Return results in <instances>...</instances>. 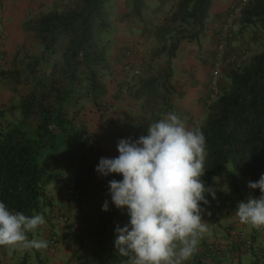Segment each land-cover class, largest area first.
Instances as JSON below:
<instances>
[{
    "label": "trees",
    "instance_id": "obj_1",
    "mask_svg": "<svg viewBox=\"0 0 264 264\" xmlns=\"http://www.w3.org/2000/svg\"><path fill=\"white\" fill-rule=\"evenodd\" d=\"M53 1L55 5L34 24H23V29L36 37L37 46H18L11 67L0 70L2 84L9 85L12 93L21 87L22 99L19 117L0 123V201L25 215L43 213L48 184L57 179L50 165L43 163L45 153L57 156L64 152L68 167L87 159L94 161L88 171L77 173L66 189L68 203L82 200L85 179L94 175L98 163L99 148L80 120L85 108L79 103L88 102L101 114L109 115L110 111L103 82L111 71L104 40L111 31L106 11L110 0H75L63 9ZM171 1L166 17L152 29L143 15L147 0L126 1L127 12L121 16L122 22L140 24L141 35L153 38L156 44L144 61L143 75L131 86L130 82L124 84L130 97L141 101L129 130L133 140L146 135L147 126L171 110V61L181 42L200 43L206 38L211 0ZM164 4L165 0H159L152 12L157 13ZM220 18L216 14L213 21ZM238 23L234 36L250 28L249 42L257 45L258 51L247 60L241 59L250 47L244 42L238 62L224 70L218 94L209 104L207 90L202 104L204 118L193 126H199L206 137V170L201 177L206 186L228 163L235 173L249 176L252 182L259 179L264 167V0H251ZM211 56L212 63L214 49ZM10 109L7 112L15 110ZM97 176L101 203L107 200L115 221L121 219L124 209L111 203L107 186L110 180L122 177Z\"/></svg>",
    "mask_w": 264,
    "mask_h": 264
},
{
    "label": "crops",
    "instance_id": "obj_2",
    "mask_svg": "<svg viewBox=\"0 0 264 264\" xmlns=\"http://www.w3.org/2000/svg\"><path fill=\"white\" fill-rule=\"evenodd\" d=\"M48 1L51 2V0ZM235 2L236 0H211L206 38L200 43L181 42L175 58L171 61L170 85L172 86V95L170 96V111L176 112L188 128L201 124L204 118L205 108L202 104L207 95L211 54L215 46L217 30L221 19ZM42 3V0H0V52L6 53L3 58L4 61L13 57L16 46L19 44L21 46L24 43L26 33L23 24L27 19L26 17L34 10L43 9ZM156 5V2H152L148 9L152 11ZM171 5V0H165L163 7L157 13H152V18H147V23L152 24V28L157 26L166 17ZM216 14H220L221 18L218 21H213V16ZM111 27L113 34H117L118 30L127 33L128 29H122L121 25L119 28L115 27L117 30L113 25ZM238 28L236 24L235 32ZM124 32L119 33V36H123ZM240 36L242 35L235 34L230 46L232 50L240 51L242 46L239 45L238 38ZM113 40L115 41V39H112V43H114ZM210 42H213V45H210ZM153 45L150 51L156 47L155 42ZM2 57L3 55L0 56V58ZM132 62L135 68H140L142 71L139 56ZM141 74L143 75L142 72L139 75ZM135 82L130 83L129 86ZM111 83L110 86H106L107 95L110 96V100L106 98V102L110 110L113 107L112 112L117 114L116 117L119 119L129 111H132L134 115L126 131H111V128H106L108 126L106 120L104 122L106 132L104 134L100 132L101 134L97 136L95 132H91L96 140L101 142L108 140L111 146L103 151L98 147L97 161L105 152H108L109 156L111 155L110 158L118 155L116 151L117 141L121 138L130 137L129 130L140 111L141 101L130 97L125 89L124 79ZM0 84L3 85L1 81ZM90 109L96 111L94 108ZM98 113L101 115L100 112ZM83 114L86 112L84 111ZM104 118L106 119L105 116ZM85 162H88V165L86 164L84 167H81V162L76 163L74 173H67L64 176L63 183L54 189L53 196L47 195V204L41 213L45 218V223L38 227L43 230V233H37V236L47 241L55 236L58 245L55 251H51L48 246L42 249L43 253L47 255L46 262L48 264H128L126 257L117 254L113 241L115 239L114 228L117 225L123 227L128 222L129 217L126 214V209H124L120 211L121 219L115 221V214H110L109 209L107 211L101 210L104 202L101 203L103 199L99 193V178L95 170H93V176L85 179V192L82 200L78 203L67 202L66 189L74 176L79 172L88 171L89 167L94 164L91 159H87ZM228 182L221 171L212 179L210 187L215 191V199L209 196L208 204L201 205L204 209L201 214L202 219L208 223V231L203 235L197 253L188 264H262L264 229H254L239 222L234 215L235 207L238 201L246 199L241 197L239 187L235 186L234 183L228 186ZM254 194L255 197H259L260 190L258 189V193L254 192ZM57 215L67 216V222L65 224L56 222L55 217ZM227 230H233L235 233L245 230L246 236L252 241L256 251L253 253L244 252L242 240L234 237L229 239L228 246L220 254L208 255L206 246L222 237V233ZM29 235L31 237L30 233ZM38 261L40 262V260ZM0 262H3L2 257H0Z\"/></svg>",
    "mask_w": 264,
    "mask_h": 264
},
{
    "label": "clouds",
    "instance_id": "obj_3",
    "mask_svg": "<svg viewBox=\"0 0 264 264\" xmlns=\"http://www.w3.org/2000/svg\"><path fill=\"white\" fill-rule=\"evenodd\" d=\"M117 156L101 157L95 166L100 176L118 174L108 182L111 203L129 217L114 228V249L128 264H188L198 251L208 223L202 219L215 191L201 179L207 157L206 137L199 126L186 127L174 111L164 113L137 139L117 141ZM249 189L259 197L238 201L234 215L254 229H264V173ZM107 200L101 206L108 210ZM45 223L43 215H25L0 201V246L10 250H41L44 239L29 238Z\"/></svg>",
    "mask_w": 264,
    "mask_h": 264
},
{
    "label": "rangeland",
    "instance_id": "obj_4",
    "mask_svg": "<svg viewBox=\"0 0 264 264\" xmlns=\"http://www.w3.org/2000/svg\"><path fill=\"white\" fill-rule=\"evenodd\" d=\"M75 0H57V6L60 7V9H63V7L68 6L71 2ZM128 0H110L106 4V11L108 14V20L110 22V26L113 25V27L119 28L121 25L122 29H127V33L124 31L123 36H119V30L117 34H113L112 31L109 32V34L104 35V40L106 42V47H107V55H108V61L110 63V68L111 71L108 75H105L103 78L104 86H110L112 84L111 82H116V80H122L124 79L125 82H134L136 81L141 75H134L133 73H126L122 69L123 63H124V53L126 51H130L132 54V61L139 56V60L142 65L144 64V61L147 60L149 57V53L152 52V47L154 46V39L153 38H148L145 36L141 35V25L137 23H133L131 21L127 22H122L121 21V16L127 12L126 9V4L125 2ZM159 0H147V7L143 11L144 17H146V20L148 22V17H151V14L153 13L150 9H148V6L152 4V2L158 3ZM43 9H38L37 11L34 10L33 13H30L26 18V21L30 22V24H34L38 17L44 13L46 10L52 8L55 5V2L53 0L44 1L42 0ZM123 5L125 8H123ZM25 21V22H26ZM116 25V26H115ZM239 27V23L237 24ZM149 29H152V24H147ZM112 28V27H111ZM116 29V28H115ZM117 30V29H116ZM26 33V38L24 39V43H22L25 47L28 48H34L37 46L36 42V37L31 34L30 31H25ZM252 36V30L248 28V30H245L242 36H240L239 45H242L241 48H245L244 42L249 44V49L245 52V54L241 57V59H249L254 53H256L257 50V45L250 44L249 39ZM112 39H115L114 43H112ZM242 40V41H241ZM1 45V44H0ZM20 46V44L18 45ZM13 52V55L16 51V48ZM239 53V52H238ZM11 55V53H9ZM0 70L1 69H9L11 67L12 63V58L10 57L8 61H4L3 58L5 57L6 53L0 52ZM123 55V56H122ZM240 55V54H239ZM134 65V63H133ZM141 68L142 70L144 67ZM115 67V69L113 68ZM117 78V79H116ZM20 91L21 87H18V93H12L10 90L9 85H6L5 83L3 85L0 84V123L3 121L6 123L7 121H12L16 118L19 117V105L21 103V96H20ZM107 99L110 100V96L107 95ZM79 105H82L85 109L84 111L86 114H82L80 117V120H83V122L87 125V127L91 130V132H95L98 136V134H103L106 132L104 122L107 120L108 121V126L106 128H111V131L117 130H128L130 123L132 122V117L133 113L132 111L127 112V114L122 115V118L119 119L116 117L117 114L112 112L114 109L113 107L112 110L109 111V115L107 114H99L97 111H91V107L88 102H80ZM15 108L14 111L7 112L11 110L10 108ZM115 108V107H114ZM106 117V119L104 118ZM109 130V129H108ZM95 138V137H94ZM110 142L108 140H102L99 141L97 139V144L99 145L100 149L103 151L105 148L111 147ZM64 152H60L59 155H48L45 153V157L43 158V163H47L50 165L51 173L57 174V179L52 180L46 189V194L49 196H53L54 194V189H56L59 185L63 183L64 176L67 173H74L73 171L75 170L76 163L71 165L70 167L67 166V159H63L66 155ZM108 152H105L101 157L107 158ZM111 155L108 157L110 158ZM81 167H84L86 164L88 165V162H81ZM222 175L224 176L226 181L228 182V186L231 185V183H234L235 186L239 187L240 190V195L244 199H247L249 196L255 197V194L253 192L254 189H249L247 187V184L249 181H252V179L249 176H241L237 173H235L232 169L231 163L226 164L222 170H221ZM264 173V170L262 171ZM37 233L42 234L43 230L37 229L34 232H31V237L28 234L29 238H36L40 239L39 236H37ZM45 235V234H44ZM0 252L1 256L3 259V262L0 264H48L46 262L47 255L43 253L42 249L41 250H27V251H22V250H10L8 247L3 246L0 247ZM40 260V262L38 261Z\"/></svg>",
    "mask_w": 264,
    "mask_h": 264
},
{
    "label": "built area",
    "instance_id": "obj_5",
    "mask_svg": "<svg viewBox=\"0 0 264 264\" xmlns=\"http://www.w3.org/2000/svg\"><path fill=\"white\" fill-rule=\"evenodd\" d=\"M251 0H236L233 6L225 13L223 16L215 44V57L211 63L209 78H208V99L206 104L212 102L218 94V81L220 80L223 72L228 67L234 66L239 60V53L236 50H231V42L233 40L236 22L239 20L243 9ZM122 69L126 73H133L134 75H139L142 71L140 68H135L132 62V54L130 51L124 53V63ZM67 217L57 216L55 221L60 224H65L67 222ZM220 237L215 242L208 244L206 246L207 254L216 256L221 253L222 250L226 249L228 246V241L231 238L242 240V250L247 253H253L256 251L252 241L246 236L245 230L239 233H235L233 230H227L222 233ZM57 238L51 237L48 239V247L51 251H55L57 248ZM262 264H264V253L261 257Z\"/></svg>",
    "mask_w": 264,
    "mask_h": 264
}]
</instances>
